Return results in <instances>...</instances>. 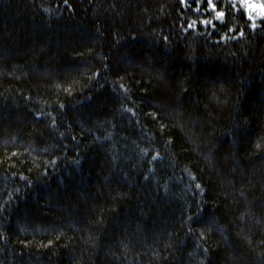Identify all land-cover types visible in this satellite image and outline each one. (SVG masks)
<instances>
[{
	"label": "trees",
	"instance_id": "obj_1",
	"mask_svg": "<svg viewBox=\"0 0 264 264\" xmlns=\"http://www.w3.org/2000/svg\"><path fill=\"white\" fill-rule=\"evenodd\" d=\"M249 2L0 0V264H264Z\"/></svg>",
	"mask_w": 264,
	"mask_h": 264
},
{
	"label": "rangeland",
	"instance_id": "obj_2",
	"mask_svg": "<svg viewBox=\"0 0 264 264\" xmlns=\"http://www.w3.org/2000/svg\"><path fill=\"white\" fill-rule=\"evenodd\" d=\"M258 1V0H257ZM256 0H250L249 5H251L252 11L255 13L262 12L264 14V7L260 4L255 3Z\"/></svg>",
	"mask_w": 264,
	"mask_h": 264
},
{
	"label": "snow or ice",
	"instance_id": "obj_3",
	"mask_svg": "<svg viewBox=\"0 0 264 264\" xmlns=\"http://www.w3.org/2000/svg\"><path fill=\"white\" fill-rule=\"evenodd\" d=\"M208 3L210 4V5H212V0H208ZM213 6V8H215V5H212ZM218 15H223V13H218Z\"/></svg>",
	"mask_w": 264,
	"mask_h": 264
}]
</instances>
